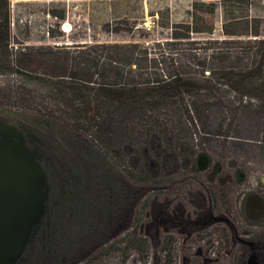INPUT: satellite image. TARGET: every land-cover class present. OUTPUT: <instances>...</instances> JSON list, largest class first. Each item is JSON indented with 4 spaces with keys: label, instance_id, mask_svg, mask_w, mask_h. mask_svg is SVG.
<instances>
[{
    "label": "flooded vegetation",
    "instance_id": "af4514ba",
    "mask_svg": "<svg viewBox=\"0 0 264 264\" xmlns=\"http://www.w3.org/2000/svg\"><path fill=\"white\" fill-rule=\"evenodd\" d=\"M0 109L23 115L0 114V121L39 155L49 187L20 264L35 253L41 264H83L109 255L112 243L121 253L162 245L184 264H264V172L253 168L264 164L251 148L236 156L233 147L216 153L201 140L184 150L190 138L175 146L123 138L113 152L74 125Z\"/></svg>",
    "mask_w": 264,
    "mask_h": 264
},
{
    "label": "trees",
    "instance_id": "16d2710c",
    "mask_svg": "<svg viewBox=\"0 0 264 264\" xmlns=\"http://www.w3.org/2000/svg\"><path fill=\"white\" fill-rule=\"evenodd\" d=\"M8 1L0 0V73L13 74L16 69L35 73L32 65L38 62L18 63L8 49ZM237 4L246 7L247 17L234 25L235 33H225L224 39L216 40L212 36L219 2L194 1L191 22L183 28L185 33L172 34L176 41H187L185 45L178 44L186 48L173 49L176 52L171 55L169 72L160 69L149 72L147 66L136 62L133 63L137 66L136 80L127 78L131 71L99 63L84 64L83 68L80 64L48 69L45 66L42 75L48 83V96L37 103L33 101L32 105L27 100L20 109L74 125L90 135L98 146L113 152L120 143L116 145L113 137L108 140L104 137L115 135L120 140L138 139V144L154 141L175 146L188 139L186 131H176L175 127L197 126L207 131L212 127L214 112L221 114L216 124L221 129L238 126L240 117L256 118L264 143V17L250 14L256 9L252 2ZM49 15L56 21H65V11H52ZM191 34L204 37L199 42L190 41ZM121 65L128 68L131 62ZM95 75H100L101 80H94ZM103 257L95 255L83 264L99 263ZM42 261L43 256L35 253L29 256L28 264ZM125 261L126 257L122 264Z\"/></svg>",
    "mask_w": 264,
    "mask_h": 264
},
{
    "label": "rangeland",
    "instance_id": "374dc122",
    "mask_svg": "<svg viewBox=\"0 0 264 264\" xmlns=\"http://www.w3.org/2000/svg\"><path fill=\"white\" fill-rule=\"evenodd\" d=\"M194 1L196 0H9L8 49L12 58L18 63L35 61L39 64L32 65L31 70L35 73L16 68L17 73H0V108L20 109L27 100H32L28 102L32 105L41 101V97L48 96V83L42 75L46 72L45 66L48 69L51 66L58 68L68 64L74 67L80 64L83 68L84 64L99 63L127 73L131 71V75H126L127 78L136 80L137 66L133 65L136 62L147 66L149 72H159L158 69L169 72L171 55L176 52L173 49L186 48L178 44L185 45L187 41H176L172 34L175 31L178 34L185 33L183 28L191 22ZM200 1L219 2L212 36L216 40L224 39L225 33H235L237 29L234 25L247 17L246 7L237 2H252L256 9L250 14L264 17V0ZM52 11H65V21H56L49 15ZM65 24L70 26V31L63 29ZM51 32L52 35H49ZM202 37L204 36L191 34L190 41L199 42ZM128 62H131V67L121 65ZM72 69L77 70L76 67ZM94 80L100 81L101 76L95 75ZM26 111L31 112L29 109ZM220 117V112L213 113L212 127L207 131L197 126L185 125L181 129L175 127L176 131H186L188 138L194 142L184 145L183 149L191 146L194 150L198 140L214 146L218 150L216 153L225 147H233L236 156H241L244 154L240 152L241 149L251 148L256 155H262L261 162L264 164V143L257 119L240 117L238 126H225L221 129L216 125ZM138 130L142 132L141 129ZM151 130L155 132L154 128ZM88 131L93 134L91 129ZM111 137L116 145L120 143V137L115 135L104 137V140ZM253 168L264 172V167L254 165ZM115 244H110L113 249L109 250V255H104L96 264H122L123 255L127 254L129 259L125 264H184L178 253L173 259L166 257L162 245L153 247L148 244L147 253L143 252L141 246L138 248L139 253L128 247L121 253L118 252L119 249L114 250L117 247Z\"/></svg>",
    "mask_w": 264,
    "mask_h": 264
},
{
    "label": "water",
    "instance_id": "95a60500",
    "mask_svg": "<svg viewBox=\"0 0 264 264\" xmlns=\"http://www.w3.org/2000/svg\"><path fill=\"white\" fill-rule=\"evenodd\" d=\"M0 114L23 116L9 109ZM39 159L0 121V264L23 261L46 214L49 187Z\"/></svg>",
    "mask_w": 264,
    "mask_h": 264
},
{
    "label": "bare ground",
    "instance_id": "6f19581e",
    "mask_svg": "<svg viewBox=\"0 0 264 264\" xmlns=\"http://www.w3.org/2000/svg\"><path fill=\"white\" fill-rule=\"evenodd\" d=\"M63 29L68 32L70 31V26L68 24H65Z\"/></svg>",
    "mask_w": 264,
    "mask_h": 264
}]
</instances>
